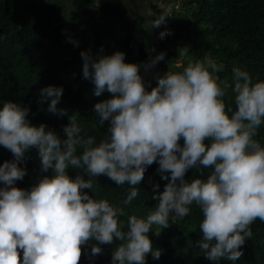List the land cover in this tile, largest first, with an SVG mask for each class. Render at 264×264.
I'll list each match as a JSON object with an SVG mask.
<instances>
[{
	"label": "clouds",
	"instance_id": "clouds-1",
	"mask_svg": "<svg viewBox=\"0 0 264 264\" xmlns=\"http://www.w3.org/2000/svg\"><path fill=\"white\" fill-rule=\"evenodd\" d=\"M165 17L156 19L153 28L165 24ZM169 34L165 29L159 35ZM164 56L158 54L144 69ZM81 57L83 77L94 84V94H111L94 105L99 124L109 122L104 138L82 135L76 114L68 117L66 138H61L44 124L32 125L28 107L11 100L0 107V145L14 155L0 165V264H78L81 246L93 240V255L102 244L120 242L111 264H146L149 253L154 259L161 256L149 237L152 226L166 228L170 218L183 219L193 203L203 215L198 244L205 256L238 261L252 236L250 225L264 222V144L254 139L264 125V80L254 81L233 65V108L223 99L226 86L213 74L222 68L214 60L190 61L183 71L157 74L156 86L148 91L141 65L126 63L124 52L93 55L86 50ZM63 91L56 86L40 90L43 100L51 98L48 110L60 116L67 115L57 108ZM33 147L43 171L52 174L25 190L15 185L26 175L20 164ZM154 162L169 182L154 194L158 205L146 218L131 215L125 225L122 208L84 191L92 189L93 177L105 175L118 186H130L124 200L130 204ZM69 166L83 169L88 179L71 177ZM194 168L211 171L206 178L186 179Z\"/></svg>",
	"mask_w": 264,
	"mask_h": 264
},
{
	"label": "trees",
	"instance_id": "trees-1",
	"mask_svg": "<svg viewBox=\"0 0 264 264\" xmlns=\"http://www.w3.org/2000/svg\"><path fill=\"white\" fill-rule=\"evenodd\" d=\"M68 1L82 14L81 21L64 15L62 0H0V107L9 100L28 107L27 118L32 125L44 124L46 130H54L61 138H66L63 127L70 123L68 117L73 114L85 137L94 136L99 141L105 137L109 126L108 121L103 126L99 124L94 105L111 94L106 91L96 96L95 86L83 77L81 65L69 58L70 38L73 40L81 32L89 31L93 49L98 51L103 46L109 55L122 51L126 63L141 65L140 74L148 91L156 86L157 74L183 71V66L190 61L208 59L222 65L221 70L213 74L222 87L226 86L223 98L226 106L231 104L235 108L233 65L247 70L254 81L264 80V0H187L194 36L183 37L184 43L179 44V35L161 38V26H146L144 16L129 15L126 0ZM160 53L165 54L164 59L146 71L143 65ZM180 61L183 64L177 67ZM47 86L63 87L57 108L65 109L67 115L60 116L48 110L51 98L43 100L40 94ZM254 139L264 144V125ZM180 143L183 144V139ZM80 151L78 148V154ZM13 159V153L0 145V165ZM20 166L26 169V175L15 186L25 190L42 176L52 174L51 169L43 171L38 149L34 147L25 153ZM158 168L156 162L147 167L144 179L136 186L139 195L127 205L124 200L130 186L127 183L118 186L105 175L93 177L92 189L84 191L122 208L124 214L120 220L126 225L131 215L146 218L158 205L153 196L163 192L169 182L161 178ZM66 171L73 178L83 175L88 179L83 169L69 166ZM210 171V168L190 169L185 178H206ZM154 185L159 188L154 189ZM190 208V214L183 219L170 218L166 228L152 226L149 237L153 248L161 250V256L154 259L149 253L146 264H264V222L257 219L250 225L252 236L242 246L243 255L238 261L221 258L217 262L209 260L199 247L202 236L199 225L203 215L195 203ZM94 243L93 240L81 246L78 264H111L115 247L120 242L102 244V251L93 255L91 246Z\"/></svg>",
	"mask_w": 264,
	"mask_h": 264
},
{
	"label": "rangeland",
	"instance_id": "rangeland-1",
	"mask_svg": "<svg viewBox=\"0 0 264 264\" xmlns=\"http://www.w3.org/2000/svg\"><path fill=\"white\" fill-rule=\"evenodd\" d=\"M64 1V15L81 21L82 14L74 6H72L68 0ZM125 6L129 11V15L135 13L140 14L146 18L145 25L153 27V22L162 17L166 16V23L162 24L163 31L165 29L170 30V36L176 37L179 35L177 43H184L183 37L193 38L194 29L193 25L189 20L187 10H190L187 4V0H126ZM88 28V26H87ZM85 29V27H83ZM115 34H113L114 36ZM116 36V35H115ZM109 38V37H108ZM113 38V37H112ZM91 35L89 31L79 33L73 41H78V46L74 43H70L68 51L70 52L69 58L73 60L76 65H81L83 68V59L81 52L91 50L93 55L104 54L109 55L105 47H101V50L93 49L92 42L90 41ZM176 40V39H175ZM106 42V40H103ZM178 46V45H176ZM187 60V58H185ZM183 64L182 61L177 63V67ZM185 66H183L184 68Z\"/></svg>",
	"mask_w": 264,
	"mask_h": 264
}]
</instances>
